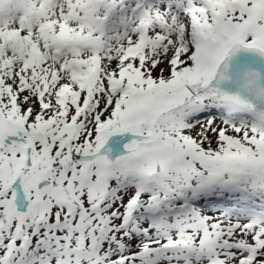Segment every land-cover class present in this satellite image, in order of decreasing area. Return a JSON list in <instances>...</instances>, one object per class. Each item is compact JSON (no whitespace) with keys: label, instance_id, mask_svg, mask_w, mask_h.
<instances>
[{"label":"snow or ice","instance_id":"snow-or-ice-1","mask_svg":"<svg viewBox=\"0 0 264 264\" xmlns=\"http://www.w3.org/2000/svg\"><path fill=\"white\" fill-rule=\"evenodd\" d=\"M0 264H264V0H0Z\"/></svg>","mask_w":264,"mask_h":264}]
</instances>
